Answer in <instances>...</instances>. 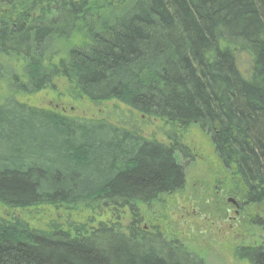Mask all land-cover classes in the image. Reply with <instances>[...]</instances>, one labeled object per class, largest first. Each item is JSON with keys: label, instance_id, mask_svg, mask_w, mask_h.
Returning <instances> with one entry per match:
<instances>
[{"label": "trees", "instance_id": "trees-1", "mask_svg": "<svg viewBox=\"0 0 264 264\" xmlns=\"http://www.w3.org/2000/svg\"><path fill=\"white\" fill-rule=\"evenodd\" d=\"M61 78L74 98L207 131L239 196L264 198V0H0V205L132 213L127 225L68 214L39 228L0 217V264H204L137 215L186 186L174 135L18 98Z\"/></svg>", "mask_w": 264, "mask_h": 264}, {"label": "rangeland", "instance_id": "rangeland-1", "mask_svg": "<svg viewBox=\"0 0 264 264\" xmlns=\"http://www.w3.org/2000/svg\"><path fill=\"white\" fill-rule=\"evenodd\" d=\"M242 65L250 67V58L244 56ZM55 88L43 90L34 95H21L19 100L43 109H57L70 117L80 119H106L112 124L131 128L137 125L142 134L160 143H168V134L174 135L176 143L190 157L184 159L187 167L186 186L181 192L162 196L149 206H140L138 216L142 220L141 227L153 239L158 232L161 240L190 252L201 258L204 264H247L240 262L229 234H223L213 227L228 208L227 196L241 199L242 184L237 177L228 171L216 157L211 136L192 126L186 131H172L158 119H148L132 111L118 101H110L95 105L87 98H74L69 92L68 82L61 78L54 83ZM134 123L127 125V118ZM238 193L235 194L234 192ZM225 198H224V196ZM53 207L32 208L27 210H10L0 205V217H20L34 227H45L54 218L66 217L68 214L77 220L88 221L95 216V224L100 221H116L117 218L127 225L132 221V213L127 209L124 214L120 211L64 210L56 212ZM60 213V215H58ZM62 215V216H61ZM69 216V215H68Z\"/></svg>", "mask_w": 264, "mask_h": 264}, {"label": "flooded vegetation", "instance_id": "flooded-vegetation-1", "mask_svg": "<svg viewBox=\"0 0 264 264\" xmlns=\"http://www.w3.org/2000/svg\"><path fill=\"white\" fill-rule=\"evenodd\" d=\"M226 198L228 208L224 207L225 213L213 227L229 234L240 262L264 264V198Z\"/></svg>", "mask_w": 264, "mask_h": 264}]
</instances>
